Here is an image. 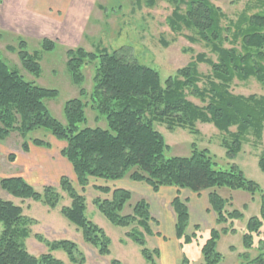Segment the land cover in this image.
<instances>
[{
  "label": "trees",
  "instance_id": "trees-1",
  "mask_svg": "<svg viewBox=\"0 0 264 264\" xmlns=\"http://www.w3.org/2000/svg\"><path fill=\"white\" fill-rule=\"evenodd\" d=\"M160 1L174 8L170 20L172 29L190 31L188 39L210 48L216 60L199 54L163 83L160 74L141 65L129 47L114 52L70 49L66 52V71L80 95L65 102L64 121H61L49 107L51 101L58 99L59 91L26 79L21 71L6 62L0 51V141L16 133L27 153L30 146L51 148L47 141L32 138L37 132L66 143L61 155L71 165L82 191L90 179L118 182L128 178L148 185L154 192L165 187L197 195L208 192L218 228L211 230L209 239L201 246L204 264L223 262L217 245L223 236L235 235L237 223L245 218L241 210L232 209L233 198L225 199L218 191H243L253 198L258 195L259 214L248 219L242 242L247 251L257 254L249 264H264V191L233 163L250 138L264 146V96L237 95L232 91L236 80L245 82L254 78L264 84V0L260 1L261 13L251 17L243 13L236 23H225L227 15L214 5L216 0H145V4L154 8ZM226 43L231 47H226ZM40 47L41 50L31 51L23 38L17 40L16 47H7V51L17 54L22 69L35 80L43 74V54L55 51L57 46L54 41L44 39ZM201 64L209 66L208 74L199 72ZM88 68L93 70L90 94L84 88ZM89 110L103 126L89 127ZM199 124L213 125L218 131L221 147L231 162L227 168H220L211 152L196 143L192 144L188 157L167 156L169 146L156 125L165 126L171 133L180 129L197 137L201 134ZM10 160L14 161L15 156H10ZM258 165L264 173V153ZM0 189L15 199L38 202L52 210L63 200L60 192L66 194L71 203L62 207V216L100 256L111 254L110 238L87 219L86 198L67 177L60 179L58 189L45 187L39 192L22 177L0 179ZM96 190L111 196L94 201L99 212L113 226L131 228L126 237L141 248L149 264H159V249L149 250L144 235L152 237L151 224H157L149 203L139 200L131 206V214L123 215L132 200L130 191L108 187ZM172 209L177 239L182 245L198 243L200 227H195L193 235L187 233L190 222L187 201L178 195ZM31 225L21 206L0 198V264H64L54 258L55 251H63L72 264H86L82 254L77 256V245L68 240L42 241L50 252L39 257L31 255L25 245L31 236ZM242 257L251 256L242 254ZM182 264L190 261L184 258Z\"/></svg>",
  "mask_w": 264,
  "mask_h": 264
},
{
  "label": "rangeland",
  "instance_id": "rangeland-1",
  "mask_svg": "<svg viewBox=\"0 0 264 264\" xmlns=\"http://www.w3.org/2000/svg\"><path fill=\"white\" fill-rule=\"evenodd\" d=\"M260 1L216 0L213 3L227 15L228 20L225 23H236L243 13L250 17L261 13L263 10L260 8L262 7ZM7 10V7L2 6L0 1V51H2L6 62L21 71L26 79L36 81L43 88L59 91L58 99L51 101L49 107L54 116L61 121H64L63 107L65 102L80 95V90L72 82L66 71V52L70 49L84 48L89 52L106 49L114 52L123 47H129L133 51L134 58L141 65L154 69L160 74L163 83L169 77L174 76L177 70L186 67L199 54H207L209 58L216 60L210 48H207L203 43H193L188 39L191 35L190 31L179 32L172 29L170 20L173 18L174 8L164 1L158 2L154 8H148L145 0L112 1L102 11L104 15L95 8V12L87 15L65 16L63 27L45 22L41 17L31 19L34 21L32 23L27 15L10 14ZM48 35L55 36L53 40L57 47L55 51L43 54V74L40 79L35 80L22 69L17 54L7 51V47H16L17 40L23 38L29 43L31 51L41 50V42ZM225 46L231 47L228 43ZM198 69L204 75L210 71L206 64L199 65ZM85 76L84 88L90 94L93 86V70L91 68L86 69ZM232 91L237 95L264 96V84L254 78L245 82L236 80L232 86ZM190 100L201 105L197 100ZM87 115L89 127L104 125L102 122L98 123L96 114L90 110ZM156 128L164 136L166 144L169 146L168 157H188L191 155L192 144L196 143L211 152L220 168L225 169L231 163L227 160L226 152L221 147V136L213 125L199 124L198 129L201 134L197 137L180 129L173 133L168 132L166 127L162 125H156ZM32 138L47 141L51 148L30 146V151L27 153L23 151L22 141L16 133L12 134L6 141H0V179L22 177L39 192L45 187L58 189L62 177L70 179L75 189L86 198L87 219L103 229L110 238L111 254L106 257L100 256L96 249L84 241L81 232L62 216V207H67L71 203L66 194L60 192L63 200L56 209L52 210L38 202L15 199L0 189V198L11 200L16 205L21 206L24 215L32 222L30 226L31 236L25 242L28 252L39 257L50 252L49 247L42 241L54 243L68 240L77 245V256L82 254L86 264H113L114 261H118L120 264H149L142 256L141 248L126 237L131 228L124 229L113 226L99 212L94 201L111 198L110 195H104L97 191V187H108L112 190L118 187H126L134 193L135 197L131 200V205L126 207L123 215L131 214V206H134L139 198L144 196L149 198L152 208L154 207L152 211L163 217L165 210H162L158 205V196H156L158 192H154L145 184L135 187L127 181L105 182L99 179H90L88 187L82 191L77 184L71 165L61 155L66 143L41 132L34 133ZM256 143L254 138H250V141L244 145L243 152L233 163L239 166L248 179L256 182L264 191V173L261 172L258 165L259 157L264 153V146ZM12 155L15 156L14 161L10 160ZM218 192L225 199L233 198L232 209L238 208L245 216L243 221L237 223L238 231L235 235L223 236L219 241L217 251L224 257L221 264H249L257 254L244 248L242 238L248 219L259 214L260 198L258 195L253 198L249 193L243 191L232 192L221 189ZM202 193L203 197L208 194V192ZM203 200L202 197L199 198L200 204ZM191 207L193 209V204ZM195 212L196 219L202 223L198 243L183 245L180 251H178L179 247L177 248L175 245L178 239H176L174 225L170 220L162 221L163 233L167 237L164 243L157 241V237H159L157 233L161 230L155 223L151 224L153 232L155 231L152 236L153 239L144 234L146 247L149 250L157 248L161 250L162 256L160 261L158 260L159 264H182L184 258H187L190 264H204L201 245L209 239L211 230L216 224L214 217L212 220L210 214L201 212L200 207H196ZM242 254H249L251 259L243 258ZM52 255L64 264H72L63 251H55Z\"/></svg>",
  "mask_w": 264,
  "mask_h": 264
},
{
  "label": "crops",
  "instance_id": "crops-1",
  "mask_svg": "<svg viewBox=\"0 0 264 264\" xmlns=\"http://www.w3.org/2000/svg\"><path fill=\"white\" fill-rule=\"evenodd\" d=\"M0 1L2 2V6H4L5 8L7 7L8 9L7 11L10 14H17V15L25 14L28 16L29 21H31L32 23H34V21H32L31 19H34L36 17H41L42 20H44L45 22L57 24L63 27L65 23L64 17L67 15H75V16L82 15L83 16V15L90 14L91 12H95V8L99 11V13H102V11L106 9V7L110 3H112V1H118V0H0ZM102 15H104V13H102ZM62 21L64 22L61 23ZM54 37L55 36L53 35H50V36L48 35V36H45L44 39H50L54 41L53 40ZM124 181H127L130 185H134L135 187H137L140 184H144V183L133 182L128 178L121 180L119 182H124ZM146 186L149 187L148 185ZM118 188L128 190V188L126 187H118ZM140 189H143V188H140ZM128 191L132 193V199H133L135 197L133 195L134 193L131 190H128ZM178 195H180L183 200L187 201V206L189 208L190 222H189V227L187 230V233L189 235H193L196 232L195 231L196 226L200 227V231L202 228V223L199 220H197L196 216L194 215L196 207H200L201 212L204 211V213L210 214L212 220L214 217L215 224H216V216L211 211L210 206H209L208 194L206 197L205 196L203 197V193H201L200 195H197L188 190L179 191L177 188H173V187L162 188L156 196H158L157 202H158L159 207L162 208V210H165V216L163 217H161V215L156 214L152 211L154 207L152 208L148 197L143 196L139 198V200H142V199L146 200L150 205L151 215L157 223L156 226L161 230L159 233H157V235L159 236L157 237L158 238L157 241L160 243H164L167 240V237L163 233V228H162L163 220L165 221L170 220V222H172L174 225V231H175L176 217L172 209V202ZM201 197L204 200L200 204L199 198ZM191 204H193V209L191 207ZM214 228H216V226L213 227V229ZM199 233L200 232L197 233L198 236H199ZM175 236H176V231H175ZM151 238L153 239V237ZM175 243H176L175 244L176 247L177 248L179 247L178 251H180V249L183 248V245L181 244L179 240H176ZM159 251H160V258H161L162 252L160 249ZM160 258H159V261H160Z\"/></svg>",
  "mask_w": 264,
  "mask_h": 264
}]
</instances>
